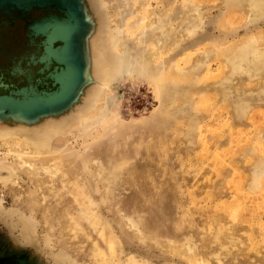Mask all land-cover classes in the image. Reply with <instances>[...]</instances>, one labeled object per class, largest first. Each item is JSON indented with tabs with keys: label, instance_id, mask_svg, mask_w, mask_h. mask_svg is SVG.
Returning <instances> with one entry per match:
<instances>
[{
	"label": "rangeland",
	"instance_id": "374dc122",
	"mask_svg": "<svg viewBox=\"0 0 264 264\" xmlns=\"http://www.w3.org/2000/svg\"><path fill=\"white\" fill-rule=\"evenodd\" d=\"M135 1L78 0L81 59L75 37L84 27L72 3L0 7L28 17L32 44L0 57L1 133L26 134L48 151L31 158L0 137V247L28 264H93L113 236L119 257L151 264H264V0ZM141 8L158 20L159 42L171 31L160 57L143 65L142 40L121 21ZM69 14L70 55L56 59L62 37L49 42L32 25ZM247 46L256 52L246 56ZM163 73L175 82L158 88Z\"/></svg>",
	"mask_w": 264,
	"mask_h": 264
},
{
	"label": "bare ground",
	"instance_id": "6f19581e",
	"mask_svg": "<svg viewBox=\"0 0 264 264\" xmlns=\"http://www.w3.org/2000/svg\"><path fill=\"white\" fill-rule=\"evenodd\" d=\"M135 1V0H134ZM252 1H254V0H252ZM135 2H137V1H135ZM134 2V3H135ZM128 3H130V2H127L126 3V5L128 4ZM133 3V4H134ZM132 3L131 4H128V5H130V7H132L131 5H133ZM139 4V3H138ZM136 5V4H135ZM134 6V5H133ZM147 5H144V7H146ZM194 6V5H193ZM187 7H189V6H187ZM252 11H253V9H255L254 7H255V4H253V2H252ZM58 8H60V7H58ZM148 8V7H147ZM146 8V9H147ZM190 8V7H189ZM46 9V8H45ZM62 9H64V8H62ZM138 9H139V6H138ZM143 9V10H142ZM145 8H141L139 11H141V13H139V11L136 9V11H138V14L132 9V11H134L133 12V15L131 14V13H127V12H125L126 13V16L125 17H123V19H121V21H122V24H123V26H124V29H131L130 31H134V32H136L137 34H138V38L139 39H141L142 40V42H139V39H138V41L137 42H139V43H143V48L141 49V51H140V49H138L139 50V52H140V56L139 57H137V58H139L138 59V61H137V63H139V64H141V65H143V64H146L147 62H153L154 60L153 59H157V57H160V53H161V50H162V48H164L165 46V42H168V40L167 39H170L171 38V36H170V34H171V31H170V29H164V30H166V32H164L162 35H166L165 37L167 38H164V41H161V40H163V39H161L160 41L161 42H159V39H158V37L159 36H161V35H159V36H157L158 35V30H156L157 29V27H154L153 28V26H152V23L154 22V20H153V18L151 19V17L146 13V14H144L146 11H144V10H146ZM264 9V8H263ZM58 10V9H57ZM125 10V9H124ZM192 10V9H191ZM66 11H68V10H66ZM126 11V10H125ZM144 11V13H142ZM195 11V10H194ZM131 12V11H130ZM147 12H150V11H147ZM191 12V11H190ZM254 12H256L255 10H254ZM33 13V12H32ZM189 16L188 17H191L190 15V13L188 14ZM31 16V15H30ZM44 16V15H43ZM57 15H55L54 17L53 16H51V17H45V18H43V19H40L41 21H39V19L37 20V22L35 23V21H34V24L32 25V27H34V28H36V32H37V34H38V31L39 30H43L44 32H46L47 34H48V40H49V42L52 40V37L54 36V35H56L57 33H59V35L62 37V39H63V41H64V43L62 44V45H58L59 47H56V48H53V50L51 51V56L52 57H54V58H56V59H63V58H66V56H69L70 55V51H71V47H70V44H71V36H70V30H71V28L73 27V23H72V21H71V19H70V17L72 18L73 17V15L71 16V14H69V16L67 17V18H65V19H60L59 17H56ZM40 18H41V16H39ZM66 17V16H65ZM64 18V17H63ZM245 19V18H244ZM36 20V19H35ZM28 21V20H27ZM33 21V20H32ZM158 21V20H157ZM157 21L156 22H154L155 24L154 25H156V26H158L157 24ZM31 23V22H30ZM157 23V24H156ZM31 25H28V27H30ZM65 26H67V29H65ZM197 26V25H196ZM33 28V29H34ZM146 28H149L150 29V31L151 32H153V34H154V36H153V34H151L150 35V38H149V42L148 43H146V41L144 42V40H143V38H142V35H143V33L145 32V30H146ZM156 28V29H155ZM155 29V30H154ZM160 29V28H159ZM162 29V28H161ZM35 30V29H34ZM126 30V31H127ZM191 30H193V29H191ZM33 31V30H32ZM42 31V32H43ZM162 31H160V33H161ZM32 33V32H31ZM29 34V33H28ZM36 34V35H37ZM46 34V35H47ZM133 34V33H132ZM122 36V35H121ZM126 36L123 34V37H121L120 39H119V42H117V45H115L116 46V49H118V50H122L123 51V46H124V43H125V40H126V38H125ZM164 37V36H163ZM47 38V37H46ZM137 39V38H136ZM135 39V40H136ZM145 39V38H144ZM166 39V40H165ZM35 40V39H34ZM42 40H44V39H42ZM175 40V39H174ZM37 41V40H36ZM62 42V41H61ZM44 43V42H43ZM135 43V42H134ZM139 43H138V45H139ZM258 44V43H257ZM257 44H255V45H257ZM137 45V44H136ZM253 45V44H252ZM166 47H168V46H166ZM255 48H253V47H250V46H247V47H244L243 49H242V51L241 52H244L245 54H246V56H248L247 54H250V53H253V52H256V49L254 50ZM170 50V49H169ZM168 50V51H169ZM168 53V52H167ZM188 53H191V51L189 52L188 51ZM43 55V54H42ZM190 55V54H189ZM188 55V56H189ZM185 56H187V55H185ZM187 56V57H188ZM41 57V56H40ZM194 57V56H193ZM18 58V57H17ZM20 58V57H19ZM48 58V55H44V56H42V59H47ZM184 58H186V57H184ZM183 58V59H184ZM185 60V59H184ZM191 60V59H190ZM193 60V59H192ZM188 61V59L186 60V62ZM28 62V61H27ZM184 62V61H183ZM61 63V62H60ZM63 63V62H62ZM69 63H70V61H69ZM73 63V62H72ZM56 65V64H55ZM65 65V64H64ZM68 65V64H67ZM107 65V64H106ZM61 66V65H60ZM21 67V66H20ZM23 67V66H22ZM65 67H67V66H65ZM70 67V66H69ZM63 68V67H62ZM57 69V68H56ZM66 69V68H65ZM69 69V68H68ZM224 70H225V68H224ZM8 71V70H7ZM65 71V70H64ZM60 72L59 73V76H60V80L64 83L65 82V80L68 78V76H67V73L66 72ZM166 71V70H165ZM209 71V70H208ZM107 72V71H106ZM164 72V71H163ZM169 72V71H168ZM6 73V72H5ZM104 73V72H103ZM165 73H163L162 74V76L159 74V77H155V79L157 78V80L155 81V86L156 87H158V88H161V87H164V85L165 84H170V83H174L175 81H170L169 80V83H168V79H167V77H163V75H164ZM210 74V73H209ZM112 76V73L110 72V70L107 72V75L106 76ZM168 74H166L165 76H167ZM58 76V75H57ZM75 76V75H74ZM155 76V75H154ZM181 76V75H180ZM205 76V75H204ZM208 76V75H207ZM211 77H213L212 75H210ZM34 78V77H33ZM106 78H108V77H106ZM106 78H105V80H106ZM182 78V77H181ZM206 78H208V77H206ZM210 78V77H209ZM55 79V78H54ZM150 79V78H149ZM1 80H3V79H1ZM34 80V79H33ZM58 80H59V78H58ZM104 80V79H103ZM153 80V79H152ZM152 80H150V81H152ZM180 80H182V79H178V81H180ZM20 81V80H19ZM50 81V80H49ZM56 82H57V78H56V80H55ZM67 81H69V80H67ZM17 82V81H16ZM154 83V82H153ZM178 83V82H177ZM3 84V83H2ZM28 84H29V82H28ZM62 84V83H61ZM73 84L74 83H72V85L71 86H73ZM180 84V83H179ZM7 86V85H6ZM29 86V85H28ZM195 86H196V84H195ZM205 86V85H204ZM23 87H25V86H23ZM199 87V86H198ZM207 87V86H206ZM206 87H203L204 89L206 88ZM16 88V87H15ZM35 88V87H34ZM46 88V87H45ZM195 88V87H194ZM203 88H201L202 89V91H203ZM209 88V87H208ZM198 89V88H197ZM199 89H200V87H199ZM36 90V89H35ZM43 90H45V89H43ZM40 91H42V90H40ZM196 91H198V90H196ZM200 91V93H201V90H199ZM199 91H198V94H200L199 93ZM52 92H53V90H52ZM36 93H37V91H36ZM203 93V92H202ZM47 94V93H46ZM49 94V93H48ZM204 95V94H203ZM208 96V95H207ZM40 97V96H39ZM210 97V96H209ZM210 99V98H209ZM208 100V99H207ZM21 112V111H20ZM27 118V117H26ZM13 120V119H12ZM11 120V121H12ZM27 131V130H26ZM3 133V134H2ZM1 133V129H0V137L1 136H3V139H4V141L6 142V143H9V144H11V146H12V148H14V150H18L16 147H18V148H22V149H29V151H27L26 152V154H28L29 155V157H31V158H34L35 156H36V154L37 155H39V156H41V155H43V154H46L48 151L46 150L47 148H46V146H42V145H40V144H36V143H31V139H30V137L29 136H26V134H23V133H18V132H14V131H8V132H2ZM206 146V145H205ZM207 146H208V144H207ZM20 152H22V151H19V153ZM21 154V153H20ZM23 154V153H22ZM23 156V155H22ZM29 164H32V163H29ZM243 173V172H242ZM246 175V174H245ZM247 180V179H246ZM249 180V179H248ZM251 181V180H250ZM254 181V180H253ZM255 182V181H254ZM257 185V184H256ZM252 189V188H251ZM232 208V207H231ZM230 208V209H231ZM232 210V209H231ZM231 210H230V212H231ZM233 211H234V209H233ZM235 212V211H234ZM233 213V212H232ZM218 225V224H217ZM220 225H218V227H219ZM215 227V226H214ZM218 227L216 226V228L218 229ZM217 229L215 230V231H217ZM210 230V229H209ZM212 230V229H211ZM213 231V230H212ZM218 234V233H217ZM216 234V236H218V238H219V236H222V234L221 235H217ZM220 234V233H219ZM224 236V235H223ZM213 237H215V235L213 236ZM216 238V237H215ZM219 239H221V238H219ZM224 239V237L222 238V240ZM221 240V241H222ZM220 241V240H219ZM220 243V242H219ZM118 246H119V243L117 242V240H116V237H113V236H111L108 240H107V249L106 250H103V249H101V250H99V251H97V253L96 254H98V256L97 257H94V262H93V264H151L149 261L147 262V261H145V260H143V259H141V258H139V257H134V256H130V257H119V252H118ZM104 248H106V247H104ZM188 250H190V253H192V257H194V252H193V249L191 248V247H189L188 248ZM202 263L203 264H207L203 259H202Z\"/></svg>",
	"mask_w": 264,
	"mask_h": 264
},
{
	"label": "flooded vegetation",
	"instance_id": "af4514ba",
	"mask_svg": "<svg viewBox=\"0 0 264 264\" xmlns=\"http://www.w3.org/2000/svg\"><path fill=\"white\" fill-rule=\"evenodd\" d=\"M38 9V10H36ZM2 9L0 11V57L3 56L6 61L8 58V52H18L22 50V46L26 44L32 45L27 33L26 20L28 17H23L19 8L14 9ZM43 9L37 7L31 8L29 11L33 12V15L43 12ZM27 14V11H26ZM26 65V61H23ZM2 62H0V65ZM1 73V70H0ZM7 75V73H5ZM6 78V76H4ZM7 90L0 81V92ZM30 261L24 254L16 251L4 250L0 247V264H28Z\"/></svg>",
	"mask_w": 264,
	"mask_h": 264
},
{
	"label": "water",
	"instance_id": "95a60500",
	"mask_svg": "<svg viewBox=\"0 0 264 264\" xmlns=\"http://www.w3.org/2000/svg\"><path fill=\"white\" fill-rule=\"evenodd\" d=\"M50 1H52V0H50ZM67 1H68V3H72V5L76 7V9L79 12L80 17L82 18V23H83L84 28L82 30H79L76 37H75L76 38L75 44H76V47L78 48V57L81 59L82 58V51H83V49H82V33L86 29V19L81 15V9L79 7L78 0H67ZM12 2H17V0H0V7L6 6L7 4L12 3ZM70 99H71V97L70 98L68 97V99H66L65 101H62L60 103H57L54 105L42 106L39 108V110L36 111V113H41V112L48 111V110H54L60 106H63L64 104H66ZM62 103H64V104H62Z\"/></svg>",
	"mask_w": 264,
	"mask_h": 264
}]
</instances>
